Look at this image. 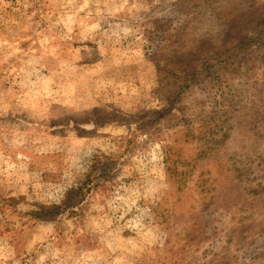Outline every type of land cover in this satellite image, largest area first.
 Listing matches in <instances>:
<instances>
[{"label": "rangeland", "instance_id": "rangeland-1", "mask_svg": "<svg viewBox=\"0 0 264 264\" xmlns=\"http://www.w3.org/2000/svg\"><path fill=\"white\" fill-rule=\"evenodd\" d=\"M0 264H264V0H0Z\"/></svg>", "mask_w": 264, "mask_h": 264}, {"label": "trees", "instance_id": "trees-1", "mask_svg": "<svg viewBox=\"0 0 264 264\" xmlns=\"http://www.w3.org/2000/svg\"><path fill=\"white\" fill-rule=\"evenodd\" d=\"M191 83V82H190ZM190 83H186V85H190ZM100 177L97 178V180L99 179ZM89 181V180H88ZM90 183V182H89ZM87 185V183L85 184V186ZM82 189H79L78 191L74 192L75 194L76 193H80L82 192ZM53 210V214L52 216H55L57 213H58V206H53L52 209H43V210H40L38 212H32L31 213V216L37 220H41V219H44V218H48V217H51V214H50V211Z\"/></svg>", "mask_w": 264, "mask_h": 264}]
</instances>
